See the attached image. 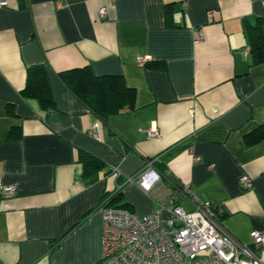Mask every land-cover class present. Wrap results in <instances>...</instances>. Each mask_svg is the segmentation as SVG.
<instances>
[{
	"label": "crops",
	"instance_id": "0c3cea01",
	"mask_svg": "<svg viewBox=\"0 0 264 264\" xmlns=\"http://www.w3.org/2000/svg\"><path fill=\"white\" fill-rule=\"evenodd\" d=\"M5 1L0 184L16 193L0 198V264H96L101 209L117 190L115 202L141 216L168 217L173 204L190 211L191 193L217 202L222 229L241 256L253 254L251 233L264 232V61L253 63L245 26L260 19L264 34V0ZM39 64L48 110L22 95L27 68ZM82 67L121 75L133 108L97 118L60 78ZM84 153L103 163L90 182ZM150 159L159 178L149 191L124 182ZM255 253L264 262V249Z\"/></svg>",
	"mask_w": 264,
	"mask_h": 264
},
{
	"label": "built area",
	"instance_id": "2783aa9c",
	"mask_svg": "<svg viewBox=\"0 0 264 264\" xmlns=\"http://www.w3.org/2000/svg\"><path fill=\"white\" fill-rule=\"evenodd\" d=\"M5 3L0 0V6ZM98 13L103 18L105 9L100 8ZM201 38L202 31L198 29L196 40ZM144 60L140 58L138 62L142 64ZM97 127V123L93 124L90 133L95 135ZM145 131L149 137L156 136L155 130ZM153 161L147 160L143 169L135 176L124 177V182H135L143 191H149L159 178ZM239 182L242 189L252 186L247 175H242ZM15 193V185L0 184V198ZM191 199L190 211L173 204L168 217H162L158 211L141 216L125 208L103 207L101 255L96 264H264L255 253L264 249L263 231L251 233L255 252L243 257L237 241L218 223L222 205L199 202L192 193Z\"/></svg>",
	"mask_w": 264,
	"mask_h": 264
},
{
	"label": "trees",
	"instance_id": "16d2710c",
	"mask_svg": "<svg viewBox=\"0 0 264 264\" xmlns=\"http://www.w3.org/2000/svg\"><path fill=\"white\" fill-rule=\"evenodd\" d=\"M165 13L167 24H171L169 11H165ZM245 28L253 63L264 61L262 21L258 19L255 24H247ZM60 78L70 93L101 121H105L111 113L132 109L134 106L135 90L127 86L121 75L98 76L88 67H82L66 70L60 73ZM22 95L26 98L35 99L39 106L45 110L52 108L51 91L46 70L42 64L27 68ZM80 157L83 165V176L87 178V182H90L96 178L98 171L103 167V163L86 153ZM118 199H120L119 190L108 198V206L126 209V204L115 202ZM220 217L222 214L219 219Z\"/></svg>",
	"mask_w": 264,
	"mask_h": 264
}]
</instances>
